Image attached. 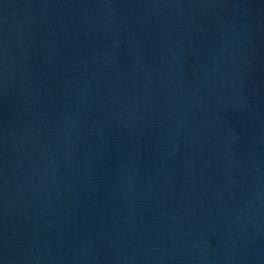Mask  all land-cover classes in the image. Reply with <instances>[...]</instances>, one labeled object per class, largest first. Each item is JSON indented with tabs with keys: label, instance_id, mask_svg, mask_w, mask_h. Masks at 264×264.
Segmentation results:
<instances>
[{
	"label": "water",
	"instance_id": "1",
	"mask_svg": "<svg viewBox=\"0 0 264 264\" xmlns=\"http://www.w3.org/2000/svg\"><path fill=\"white\" fill-rule=\"evenodd\" d=\"M0 264H264V0H0Z\"/></svg>",
	"mask_w": 264,
	"mask_h": 264
}]
</instances>
